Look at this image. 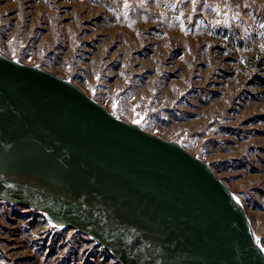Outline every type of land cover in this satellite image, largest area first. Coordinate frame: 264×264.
<instances>
[{
	"label": "rangeland",
	"instance_id": "1",
	"mask_svg": "<svg viewBox=\"0 0 264 264\" xmlns=\"http://www.w3.org/2000/svg\"><path fill=\"white\" fill-rule=\"evenodd\" d=\"M0 51L211 163L264 246V0H0ZM0 264H119L0 201Z\"/></svg>",
	"mask_w": 264,
	"mask_h": 264
},
{
	"label": "water",
	"instance_id": "2",
	"mask_svg": "<svg viewBox=\"0 0 264 264\" xmlns=\"http://www.w3.org/2000/svg\"><path fill=\"white\" fill-rule=\"evenodd\" d=\"M178 139L72 79L0 51V201L73 229L119 264H264L245 204Z\"/></svg>",
	"mask_w": 264,
	"mask_h": 264
}]
</instances>
